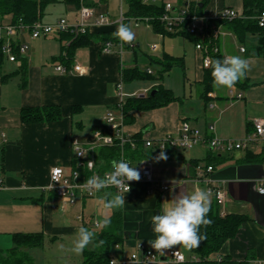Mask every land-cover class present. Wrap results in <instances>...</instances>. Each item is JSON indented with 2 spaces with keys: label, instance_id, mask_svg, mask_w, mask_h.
I'll return each mask as SVG.
<instances>
[{
  "label": "crops",
  "instance_id": "1",
  "mask_svg": "<svg viewBox=\"0 0 264 264\" xmlns=\"http://www.w3.org/2000/svg\"><path fill=\"white\" fill-rule=\"evenodd\" d=\"M204 1L206 4H203ZM144 2L171 3L175 9L185 7L193 14L210 20L225 7L234 8L243 15L244 7L243 0ZM199 4L201 12L196 8ZM88 6L95 7L97 14H108L112 23L93 27L89 33L93 36L92 40L79 47L70 62L66 54L71 41L67 36L60 34L32 39L29 32H25L20 37L30 46L23 58L26 75L19 72L22 65L7 59L0 67V250L12 248L13 234L18 232L42 233V247L46 243L68 242L73 245L79 228H88L86 210L93 218L101 217L93 220L95 228H101L96 224L104 216L110 217L120 210L123 214V242L114 246L110 257L113 256L118 262L126 261L127 264H172L163 255L157 260L144 261V253L137 245L143 243L153 249L149 244L150 240L155 239L150 218L161 214L165 204L177 195L205 190L196 179L211 175L226 195L225 203L219 205L221 214H244L249 219L237 236L227 240L220 251L210 255V259L230 256L241 261L250 256L256 264L258 261L264 262V195L255 190V183L264 179V152L258 147L231 153L210 150L202 143L185 150L170 148L164 153L166 160H154L152 163L154 177L170 188L152 189L145 179L135 181L132 190L123 194L125 205L121 209L103 207L104 193L116 194L112 190H101L94 197H79L74 205L65 208L57 195L49 190L54 167L61 166L67 172L74 167L72 141L75 138L84 146L92 148L91 154L96 159V151L100 146L93 143L94 134L98 130L109 132L105 121L107 112L114 110L118 114L126 99L146 96L159 84L166 87L165 76L174 67L189 68L191 59L186 41L196 44L189 36L169 39L167 36L174 35L156 33L151 25L140 23L136 26L133 18L125 15L128 11L127 0H90ZM81 7L74 2L58 0L46 7L40 20L55 23L66 18L69 22H76ZM57 12L59 16L55 15ZM121 15L125 17L123 24L135 33L132 41L135 47L126 45L122 54L117 47L111 52H104L105 40L102 37L116 32L119 25L116 21ZM222 28L228 31V35L218 40L222 54L224 57L240 56L248 60L250 70L245 78L255 84L245 90L215 84L214 90L208 94V100H205L203 79L206 68L202 66V52L195 49L194 82L185 71V81L188 80L191 85L190 96L184 87L183 95H176L179 99L165 107L130 111L133 121H124L127 133L159 140L168 135L176 136L182 123L188 122L204 136L239 139L252 129L251 118H264V58L247 56L246 52H241L239 48L243 44L237 35L224 26ZM153 45L156 46L155 51L151 50ZM179 45H182L183 51H177ZM165 56L178 58L179 63L164 73L162 80H158L156 77L164 67ZM141 60L145 61L143 65L139 64ZM59 65L66 67V72H60L57 69ZM135 66L144 71L152 70L149 74L155 79L124 80V70ZM136 80L152 83L131 89ZM120 82L122 90L119 88ZM239 94L242 96L238 97ZM43 106L60 107L62 118L40 123H24L21 120L22 108ZM228 110L231 111L229 115ZM145 150L152 148L145 147ZM134 163L138 164L139 161ZM208 166L214 168L211 173L206 171ZM209 202L211 209L216 205L215 197L209 195ZM174 249L181 251L187 259L194 258L191 250L183 245L165 251ZM70 253L68 256L72 257ZM133 254L137 255V260H130ZM78 257L83 262V252Z\"/></svg>",
  "mask_w": 264,
  "mask_h": 264
},
{
  "label": "built area",
  "instance_id": "2",
  "mask_svg": "<svg viewBox=\"0 0 264 264\" xmlns=\"http://www.w3.org/2000/svg\"><path fill=\"white\" fill-rule=\"evenodd\" d=\"M174 9L171 3H166L164 14L161 16L160 20L170 31H184L197 38L196 48L203 54L202 66L204 68H209L213 61L212 53L216 54L221 52L220 46L216 43L214 44L213 40L218 41L221 36L228 35V31L224 30L222 26H219L213 27V32L210 33V19L197 16L185 7ZM241 17H243V15L236 9L225 7L214 19L233 21ZM124 20L125 17L121 15L116 23L121 24ZM133 20L136 26H139L140 23H145L147 26L151 25L149 18H133ZM257 20L259 26L264 28V11L257 17ZM111 23L112 20L108 14H97L95 7L86 5L81 7L79 20L76 22H69L66 18H62L55 23H45L41 20H37L31 24H26L22 21L15 22L12 14H6L0 18V49L8 61L21 66L23 64V58L28 53L30 47L27 42L21 40L20 36L25 32H29L32 39L46 38L48 36L64 33L71 34L73 38H77L90 33L93 27H103ZM128 44L129 43H123L119 39H108L103 43V51L111 52L117 47L119 53L122 54ZM129 45L135 47L133 42ZM239 49L243 53L246 52V47L243 45H241ZM151 50L155 51L156 46L153 45ZM57 69L60 72H66V67L62 65H59ZM148 73H152V70L149 69ZM119 88L122 90L121 82ZM241 96V94L238 95V97ZM105 121L109 132L104 133L100 130L96 131L93 143L101 147L112 146L119 142L122 149L119 160L127 161L130 166L135 167L140 173V179H145L149 182L152 189L161 187L164 190H168L170 188L168 184H161V182L154 177L152 168V163L156 160V157L159 156L161 151L165 153L168 148L185 150L202 143L206 144L210 150L224 153L249 150L253 147H258L264 152V118H251L250 124L252 130L242 139H222L216 136L207 137L204 136L198 128L191 126L188 122H183L180 132L176 136L168 135L159 140L143 137L142 141L144 146L152 148L154 150V155L152 159H144L138 164H135L124 153V146L126 144H129L132 149H136L138 142L134 135L124 130L125 113L123 111V106L118 114H116L114 110H109L105 116ZM211 129H213V127H211ZM72 143L75 154V165L72 170L67 172L61 166H56L51 170L49 190L57 195L63 208L74 205L79 197H94L97 193L90 194L89 191L83 187L85 180L93 175L103 178L106 173L112 171V166L108 170H102L96 164V160L91 154L92 148L84 146L78 138H75ZM213 169V166H208L206 171L211 173ZM196 182L204 186L205 191H207L209 195L214 196L219 205L225 203V192L216 184V179L213 176H201L196 179ZM127 183L130 188L128 192H130L135 181H129ZM1 186L2 183L0 181V187ZM126 188L127 186L125 185L124 188L120 189L109 187L103 190H112L123 195L127 193ZM255 190L264 195V179L255 183ZM96 226H99V224L97 223ZM137 248L144 253V261L146 262L160 259L162 255L166 256L172 264L183 263L187 260L186 256L176 249L168 252L164 250V254H161L155 249L146 247L143 243H139ZM130 260H137V255L133 254ZM257 263L264 264L263 261H258ZM110 264H127V262H118L111 256Z\"/></svg>",
  "mask_w": 264,
  "mask_h": 264
},
{
  "label": "trees",
  "instance_id": "3",
  "mask_svg": "<svg viewBox=\"0 0 264 264\" xmlns=\"http://www.w3.org/2000/svg\"><path fill=\"white\" fill-rule=\"evenodd\" d=\"M74 2L79 7L82 5H90V0H66ZM58 0H0V18L6 14H12L15 22L22 21L26 24H31L40 20L45 13L48 5L57 3ZM128 11L125 12L127 18H149L150 24L156 33L189 36L197 42V38L187 34L184 31H170L165 24L160 20L164 14L165 5L157 3H145L144 0H127ZM203 4H206L204 1ZM243 17L236 18L233 21L209 20L210 33L213 32V27L224 26L234 32L241 44L246 45V55L264 58V28L258 24L257 17L264 11V0H243ZM201 4L198 5V10L201 12ZM70 39L67 47L68 62L73 59L74 52L82 46L90 43L92 34H85L77 38H73L71 34L64 33ZM114 35L109 34L103 36V40L114 39ZM213 43L218 44L217 40ZM214 60H223L222 52L212 53ZM164 67L156 77L162 80L164 73L170 71L174 65L179 63L178 58L165 56ZM0 49V67L5 62ZM19 72L26 75V64L23 63ZM124 80L132 81L134 79H155L148 71H144L138 66L127 68L124 70ZM7 76H4V78ZM255 83L249 78H244L238 81L235 86L240 90L248 89ZM205 100H208V94L214 90L215 83L212 76V66L206 68L203 79ZM155 91L154 93H152ZM172 90L164 87L162 84L156 86L149 94L142 97H130L126 99L123 105V111L126 114L125 121L130 123L133 121L129 112L132 110H151L161 108L178 100ZM76 108H74V111ZM62 118L61 108L58 106H43V107H24L21 111V120L24 123H40L54 122ZM252 129H250L251 131ZM137 138V148L132 149L129 144L124 146V153L132 161H141L145 158H152L154 150H145L141 134H135ZM170 150L169 148L166 150ZM121 146L119 142L112 146H101L96 151V164L102 170H108L111 167L113 160H119L121 156ZM252 154L251 151L248 152ZM110 224L107 227H101L96 234V242L103 240L104 243L94 249L86 248L83 251L84 259L81 264H110V254L115 245L123 242V214L118 210L110 217ZM208 219L212 223L208 226H201L199 233L206 235V239L202 240L199 247L192 248L191 253L196 259H187L186 262L177 264H256L255 260L248 256L245 260H235L230 256H225L218 260H211L210 255L220 251L224 243L232 238H235L242 227L248 221L249 217L244 214H226L222 215L219 209V204L210 209ZM14 245L7 250H0V264H32L27 248L40 247L43 245L42 233H15L13 234Z\"/></svg>",
  "mask_w": 264,
  "mask_h": 264
},
{
  "label": "clouds",
  "instance_id": "4",
  "mask_svg": "<svg viewBox=\"0 0 264 264\" xmlns=\"http://www.w3.org/2000/svg\"><path fill=\"white\" fill-rule=\"evenodd\" d=\"M113 35L123 43L130 44L135 39L132 29L123 23L118 25ZM211 66L214 83L226 88H233L238 81L246 77L250 70L249 61L240 56H225L223 60L212 61ZM166 159L163 151L156 157L157 161ZM111 166V172L106 173L103 178L97 175L87 178L83 187L90 194H95L109 187L120 189L126 185L128 192L130 188L127 182L139 181L141 178L136 168L130 166L127 161L113 160ZM102 203L105 209H121L125 205L124 195L119 192L114 195L104 193ZM209 211L210 202L207 191L201 189L191 194L177 195L170 203L165 204L161 214L150 218L155 239L150 240L149 244L161 254H164V250L178 245H183L187 249L199 247L202 240L206 239V235L199 233L200 227L212 223V220L207 218ZM98 224L101 227H107L110 219L104 216ZM103 243V240L96 242L95 232L81 226L73 241L72 251L81 254L89 245L94 249Z\"/></svg>",
  "mask_w": 264,
  "mask_h": 264
},
{
  "label": "rangeland",
  "instance_id": "5",
  "mask_svg": "<svg viewBox=\"0 0 264 264\" xmlns=\"http://www.w3.org/2000/svg\"><path fill=\"white\" fill-rule=\"evenodd\" d=\"M161 1V0H158ZM119 5V4H117ZM59 16L58 12L55 14ZM169 39L172 37L175 38H183L181 35H174V36H167ZM179 40V39H178ZM182 42V41H181ZM187 48L189 49V58L191 59L190 65L188 66V69H184L181 66L174 67L166 76L164 80V84L166 87H170L174 92V95H183L186 87V93L188 96L191 94V85L189 81H185V71L187 73L188 78L194 82L193 77V69L195 65V49L196 44L191 43L189 40L186 41ZM182 44V43H181ZM142 48H144L142 46ZM193 48V49H192ZM177 51H183L182 45H179ZM139 56L142 57V54L139 53ZM145 61L139 62L140 65H143ZM154 67H157L156 65H153ZM152 83V82H151ZM149 81L146 80H136L133 81L131 89H137L136 87H140L142 85H150ZM127 87H125V91ZM230 110H228V115L230 114ZM254 118V117H253ZM234 128H237L236 125H234ZM244 137V136H243ZM243 137H239V139H242ZM91 208V207H88ZM89 212L86 210V221H87V227L93 232H98L100 228H95L93 226V220L100 219V216H97V218H93L94 216H90L91 214H88ZM35 248V247H34ZM73 245H70L68 242L64 244H51L46 243L44 247H37V249L33 248H27L26 252L29 254L31 258L32 264H81L82 262L80 259H78L79 255L74 253L72 251ZM89 248H92L91 245H89ZM93 249V248H92ZM72 252V253H70ZM70 253L71 256H68Z\"/></svg>",
  "mask_w": 264,
  "mask_h": 264
},
{
  "label": "water",
  "instance_id": "6",
  "mask_svg": "<svg viewBox=\"0 0 264 264\" xmlns=\"http://www.w3.org/2000/svg\"><path fill=\"white\" fill-rule=\"evenodd\" d=\"M155 91H153L152 93H154Z\"/></svg>",
  "mask_w": 264,
  "mask_h": 264
}]
</instances>
